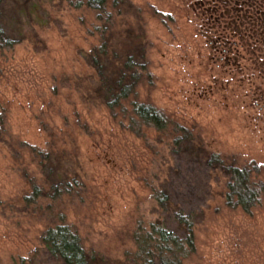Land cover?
I'll use <instances>...</instances> for the list:
<instances>
[{"label":"rangeland","instance_id":"374dc122","mask_svg":"<svg viewBox=\"0 0 264 264\" xmlns=\"http://www.w3.org/2000/svg\"><path fill=\"white\" fill-rule=\"evenodd\" d=\"M89 1L1 2L16 44L0 57V264H65L43 242L61 224L89 264H142L135 236L157 224L194 228L198 255L185 264H264V198L252 218L220 209L228 177L207 161L264 166L261 77L247 51L245 71L222 66L204 37L226 21L212 7L235 1L108 0L99 73L85 54L108 15ZM251 13L263 47L264 7ZM130 58L137 99L163 113V129L135 122L128 102L126 114L104 106Z\"/></svg>","mask_w":264,"mask_h":264},{"label":"trees","instance_id":"16d2710c","mask_svg":"<svg viewBox=\"0 0 264 264\" xmlns=\"http://www.w3.org/2000/svg\"><path fill=\"white\" fill-rule=\"evenodd\" d=\"M234 1L227 2L225 7L224 5L212 7L213 11L220 10L219 17L224 16L226 21L211 23L212 33L204 35V37L210 48L218 53L217 62L226 68H234L238 72L246 70L245 66H241L240 61L244 59L241 51H247L246 54L251 63L250 70L261 77V85L256 87L258 95L255 104L258 105L264 102V46L262 47L261 35H255L254 27L258 19L252 18L251 12L253 9L255 11L257 9L258 12L260 6L264 7V1L263 4L261 3L262 5L259 3L260 0ZM1 2L2 0H0V5ZM116 4L117 2H114L115 7ZM87 5L98 11L97 16L100 21L102 15H108V0H90ZM262 11L259 10L261 16L263 15ZM255 15L257 14L255 13ZM109 22L110 16L108 15L104 18V30L100 29L102 32L98 35L100 42L98 45L92 46L85 54L88 64L97 72L101 68L102 59L108 57L110 53L109 38L105 34ZM204 31L207 32L206 29ZM15 44V41L5 35L0 20V57L5 54L4 50H13ZM121 66L122 71L117 80L115 92L106 99L104 106L110 114H114L116 109H120L126 114L124 103L128 102L135 122L139 121L155 129H163L166 126V118L163 113L150 103L140 102L137 99V87L143 80L142 74L135 70L131 58ZM150 78L151 76L147 75V79ZM174 126L176 130L186 133L183 127L176 124ZM0 131L2 134L5 132L1 116ZM207 161L213 167L223 171L228 177L225 185L226 190L221 195L220 209L223 208L229 212L239 211L247 218L254 217L255 212L261 208L264 198V166L249 164L239 167L214 153L207 154ZM164 201L167 199L164 198L162 202ZM178 218L179 222L183 224L182 218L180 216ZM151 227L150 231L135 236L140 245L135 255L142 264H185L197 257V237L193 227L190 230L187 229L185 234L182 230L179 231L181 234L169 231L159 224ZM43 242L46 253L53 259L61 258L65 264H89L87 263L89 256L82 248L80 237L77 233L72 232L66 224L56 225L47 230Z\"/></svg>","mask_w":264,"mask_h":264}]
</instances>
